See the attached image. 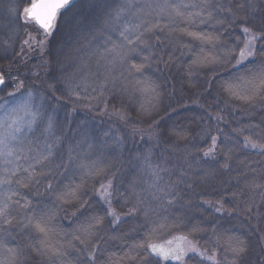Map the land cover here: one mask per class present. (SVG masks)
<instances>
[{"label": "trees", "instance_id": "16d2710c", "mask_svg": "<svg viewBox=\"0 0 264 264\" xmlns=\"http://www.w3.org/2000/svg\"><path fill=\"white\" fill-rule=\"evenodd\" d=\"M26 6L0 0V109L28 93L45 100L11 143L19 158L0 155L12 181L0 187V264H90L92 253L94 264H173L140 245L175 237L199 250L182 264H233L236 242L239 264H264V87L248 83L264 71V0H131L113 31L112 2L75 0L43 56L25 43ZM245 26L258 39L239 66ZM118 42L128 60L106 90L95 64ZM38 217L47 236L29 223Z\"/></svg>", "mask_w": 264, "mask_h": 264}, {"label": "snow or ice", "instance_id": "6c2138e0", "mask_svg": "<svg viewBox=\"0 0 264 264\" xmlns=\"http://www.w3.org/2000/svg\"><path fill=\"white\" fill-rule=\"evenodd\" d=\"M29 6H26L22 9L21 13V20L23 23H34L45 35H51L52 32L55 30L56 22L58 15L61 13L62 9H65L70 4V0H28ZM167 7H173L177 9L176 14L182 15V13L178 10L181 6L180 5H167ZM183 7H188V5H183ZM195 15L199 16L200 13L197 12ZM209 15L211 13L209 12ZM119 16V14H118ZM128 29H125V32H127ZM125 32L121 33V36L124 38V40L127 41L128 44L133 43L134 41L127 35H125ZM243 32L247 36V43L245 44L244 49L240 51V59L237 61V63L243 62L247 57L253 55V46L255 41L258 39L256 34L251 30L249 26L243 27ZM136 39H140L139 36L136 37ZM27 43V41H25ZM113 60H116L117 58H122L125 55L124 52V45L123 44H117L114 45L112 49H110ZM147 59V57L145 58ZM131 68L134 69L136 72L140 73L142 72L144 68V64H132ZM5 83L3 75H0V85H3ZM249 84L253 85L254 87H264V71H261L257 73L251 81L248 82ZM22 86V85H21ZM147 90V89H145ZM236 94V93H234ZM10 95H12L10 93ZM31 94H29L30 96ZM9 118H5L4 121H0V127L5 128L4 133L0 134V155L5 156L6 158H13V160H6V162H13L15 159H18L19 157L14 156V152L11 148H9V142L15 141L18 139V134L23 131V128L19 126L18 121L14 118L11 119V123H8ZM14 125H16L14 127ZM49 128H51V124H49ZM29 130L30 127H29ZM213 146L215 145V138H213ZM252 147L256 148L257 145L252 143L251 141H247L244 144V147ZM261 150L264 151V146L261 147ZM210 150L209 152H205V157H208L211 154ZM25 172L28 171L27 168L23 169ZM10 175L14 176L16 175V170L11 169L9 170ZM12 181L10 179V176L0 177V187H3L6 184H10ZM111 188V182H109L108 186L104 188V192L106 193L105 198H110L111 193L109 189ZM8 212V205L6 202L0 203V216H6ZM119 218L117 217V220ZM29 223L31 226L39 233H41L44 236L48 235L49 227L48 223L43 217L35 218L34 220H30ZM181 240H186V237H180ZM168 245H171L173 242L169 240ZM140 247L145 248V255H151L160 257L161 259L168 260L173 259L176 261H179L181 259V256L184 255L185 249L182 245H177L176 247H165L164 245L160 244H146V245H140ZM194 250V249H193ZM49 251L52 252L53 255H61L59 249L51 248L49 247ZM231 251L233 253V264H239V261L242 260L245 252L247 251L246 246L243 244V242H236L231 246ZM209 260L212 261V264H216L214 257H209ZM95 260V254L92 253L89 255V261L90 264H94Z\"/></svg>", "mask_w": 264, "mask_h": 264}, {"label": "rangeland", "instance_id": "374dc122", "mask_svg": "<svg viewBox=\"0 0 264 264\" xmlns=\"http://www.w3.org/2000/svg\"><path fill=\"white\" fill-rule=\"evenodd\" d=\"M152 1L154 2L155 5L158 6L161 3L162 0L160 2H159V0H152ZM173 1H175V0H164V3L165 4H170V3H173ZM111 2H112V6H111V10L110 11L115 10L116 13H114L113 15H111L109 13V15H111L114 20H113V22H106L107 19H108L107 18L105 20V25H106V27H110V30L113 31L115 25L117 24V22L120 19V17H122V15H123V13L125 11V8H127L129 3L131 2V0H104L105 4H109ZM143 3H144V1H143ZM132 5H130V7ZM104 14H105V12H103V14H102L103 17H104ZM118 14H119V16H118ZM25 24L30 27V33L28 34L27 40H26L27 41L26 45L28 47V50H30L36 56H43L44 53L46 52V48H47V45H48V42H49V38H50L51 35H45L42 32V30H40L32 22L25 23ZM96 31L98 32V30H96ZM96 31L94 33H96ZM79 43H81V40H79ZM118 44H119V42H118ZM124 46H126V45L124 44ZM88 49H89V47L87 48V50ZM254 51L255 50H254V47H253V55L247 57L243 62L239 63L238 65L239 66H243L247 62L253 60ZM109 54L112 55L111 52ZM125 56L126 55H124L122 58H117L116 60H113V56H109L107 59L101 60L100 64H98V63L95 64V66L97 67L96 70L102 71V73L104 75L103 76L104 78H103L102 85L105 86L104 88L106 90L109 89V88L110 89H114L115 88L114 85H115V83H117V80H119L118 81V83H119L120 80L122 79V77H123L122 71H123V67H124V62H126L128 60V57H125ZM151 56H152V53H151ZM239 59H240V54H239L238 60ZM55 63L56 62H54V64ZM61 64L57 63V66H58L57 68L63 69L64 67H62ZM126 64H127V62H126ZM128 69H129V66H128ZM93 77L94 78L96 77V73L94 74ZM90 78H91V75H89L87 73L86 77L84 79L88 80ZM85 83L86 82H84V84ZM67 84L69 85L70 83H67ZM70 85L68 87V90L72 89L70 87ZM102 89H103V87H101V90ZM29 94H31V95L29 96ZM132 99H134V100L136 99V101H138V99L134 98V96L132 97ZM42 100H45V98L42 97V96H38L36 93L24 94L21 97L17 98V100L13 97V99L11 101L3 103L1 105L0 121H4L5 118L7 117V118H9L7 122L11 123V119L14 118V119H16L18 121L19 126H21L23 128V131H24L25 129H27L29 127L31 122L35 121L34 120V115H33L32 111L29 109L30 106H34L33 109H36V111H40L41 112V109H42V106H43V102H44ZM91 102L99 104L94 99ZM134 104H136V102ZM11 106H12V108H11ZM146 106H148V105H146ZM14 107H16V108H14ZM15 126L16 125H14V127ZM4 131H5V128L0 127V134L4 133ZM49 131H50V129L47 130V132H49ZM21 133H19L18 136H20ZM11 143H12V141L9 142V148H11ZM259 150H261V149H259ZM70 164L72 165V163H70ZM76 168H77V166H74V167H72V170H75ZM69 169H71V168H69ZM179 238L180 237H175V238L171 239V241L173 242L171 245H168V243H167L168 241L164 242V243H161L165 247H173V248L176 247L178 244L182 245L184 247V249H185V252H184V255L181 256V259L179 261H176V260H173V259L164 260V259H161L160 257H157V258L162 260V261H164V262H169V263H173V264H182L187 257L193 256V255H199V250L197 249L196 245L191 240H189L187 238H186V240H181ZM158 245H160V244H158Z\"/></svg>", "mask_w": 264, "mask_h": 264}, {"label": "water", "instance_id": "95a60500", "mask_svg": "<svg viewBox=\"0 0 264 264\" xmlns=\"http://www.w3.org/2000/svg\"><path fill=\"white\" fill-rule=\"evenodd\" d=\"M73 1H75V0H70V4L69 5H71L72 3H73ZM68 7V6H67ZM64 9H62L61 11H63ZM2 86L3 85H0V89L2 88Z\"/></svg>", "mask_w": 264, "mask_h": 264}]
</instances>
